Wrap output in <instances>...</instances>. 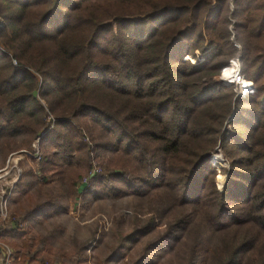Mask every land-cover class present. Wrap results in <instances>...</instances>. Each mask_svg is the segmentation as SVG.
<instances>
[{"label": "trees", "instance_id": "obj_1", "mask_svg": "<svg viewBox=\"0 0 264 264\" xmlns=\"http://www.w3.org/2000/svg\"><path fill=\"white\" fill-rule=\"evenodd\" d=\"M234 58L252 82L244 95L222 81ZM36 139L35 169L22 171L13 223L0 228L10 264H67L23 223L79 195L148 202L121 255L177 211L154 244L195 230L196 264H264V0H0V154ZM218 148L229 161L222 190ZM108 150L107 174H93L91 153Z\"/></svg>", "mask_w": 264, "mask_h": 264}, {"label": "rangeland", "instance_id": "obj_2", "mask_svg": "<svg viewBox=\"0 0 264 264\" xmlns=\"http://www.w3.org/2000/svg\"><path fill=\"white\" fill-rule=\"evenodd\" d=\"M185 59H189L192 63L202 60L201 57L193 59L190 56H186ZM236 59L238 58L232 60L233 65L236 63ZM14 63L16 62L14 61ZM225 75H223L222 81H229L234 76L225 77ZM241 80L246 83L245 88L240 89L241 93L244 94L243 92L247 88L252 87V82H248L242 77L233 82L239 86ZM48 119L52 121L51 117ZM87 136L86 140L90 143L89 149L92 151L91 145L98 141L99 135L95 132L92 137L88 134ZM11 154L13 156L8 162ZM36 154L39 156L38 139L32 143V150H15L8 154L5 159L0 154V169H6L10 175L2 183L5 189L11 185V181L18 178V170H21L22 173L26 169H35L34 159L38 160V157H34ZM91 155V167L96 169V173L106 175L107 171L99 165V162L110 156V151L108 150L98 160L93 157V152ZM211 162L218 170L215 177L216 186L222 190L226 181V174L219 170L228 168L229 161L224 154L214 152L211 155ZM8 163H10L9 167L7 166ZM59 201L62 208L54 212L52 216H47L42 221L29 218L28 222L23 223V227L30 229V234L51 237L52 256L59 261L58 263H73L78 257L84 256L87 259L86 264H133L137 261L143 264H196V261H193L190 256V245L195 237V230L189 233L184 232L173 244L167 240L163 245H159L160 241L165 240L166 222L178 215L177 211L169 213L167 216L160 215L155 228L136 243H126L125 245L128 244L129 246H124L121 255L118 249L121 247L120 237L132 229L134 225L132 217L135 214L138 215L136 217L139 220L148 218L150 215L148 202L139 200L133 195H125L119 199L97 200L90 204L82 203L80 195L76 198L64 196ZM10 207H12V203L9 200V220H0V228L5 224L13 223L10 220ZM198 223L203 224L200 219ZM202 229L201 232L208 235L211 244L218 242L206 228L202 227ZM156 241L159 242L158 246L154 244ZM7 251H13V248L0 241V259L3 253ZM13 259L14 257L11 256V261Z\"/></svg>", "mask_w": 264, "mask_h": 264}, {"label": "built area", "instance_id": "obj_3", "mask_svg": "<svg viewBox=\"0 0 264 264\" xmlns=\"http://www.w3.org/2000/svg\"><path fill=\"white\" fill-rule=\"evenodd\" d=\"M240 77V76H239ZM238 77V78H239ZM237 78V79H238ZM243 81V80H242ZM251 88V86L249 88L246 89V91L244 92V94ZM13 154H11L8 158V162H10L11 158H12ZM35 158H39V156L36 154V156H34ZM8 163V167H9ZM4 172V173H3ZM92 173L95 174L96 173V169H92ZM18 178L15 179V181H11L10 182V186L7 187L5 189L4 185L2 184L4 182V180L7 179V177L9 178V173L6 169H0V220L3 221H7L9 220V214H8V201L10 200V196L12 194L13 188L15 186V184L17 183V181L20 179L21 177V170H18ZM5 260H4V264H10L11 263V256H12V251H7L6 253H3Z\"/></svg>", "mask_w": 264, "mask_h": 264}, {"label": "water", "instance_id": "obj_4", "mask_svg": "<svg viewBox=\"0 0 264 264\" xmlns=\"http://www.w3.org/2000/svg\"><path fill=\"white\" fill-rule=\"evenodd\" d=\"M234 66L236 67V70H235V73H234L235 74L234 78L232 80H229V81L224 80L223 81L224 83H227V84L228 83H232L233 81H236V79L239 77L238 59H236V63H234ZM240 89H241V85L238 86V84H237V86L235 88L236 92L238 94H240V95H244V94L241 93ZM217 150H218L217 152H219V154L223 155V153L221 152L220 148H218Z\"/></svg>", "mask_w": 264, "mask_h": 264}, {"label": "bare ground", "instance_id": "obj_5", "mask_svg": "<svg viewBox=\"0 0 264 264\" xmlns=\"http://www.w3.org/2000/svg\"><path fill=\"white\" fill-rule=\"evenodd\" d=\"M234 76H235V74H234ZM234 76L231 77V80L234 78ZM236 80H237V79H236ZM239 85H241V88H245L246 83L243 82V81L241 80V81L239 82Z\"/></svg>", "mask_w": 264, "mask_h": 264}, {"label": "crops", "instance_id": "obj_6", "mask_svg": "<svg viewBox=\"0 0 264 264\" xmlns=\"http://www.w3.org/2000/svg\"><path fill=\"white\" fill-rule=\"evenodd\" d=\"M12 227H14V225H12Z\"/></svg>", "mask_w": 264, "mask_h": 264}]
</instances>
